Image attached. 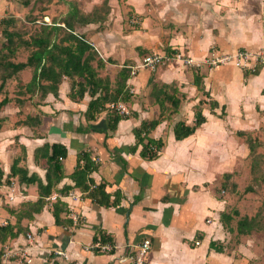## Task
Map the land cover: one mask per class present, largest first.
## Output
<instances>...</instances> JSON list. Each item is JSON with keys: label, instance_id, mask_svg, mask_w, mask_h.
Here are the masks:
<instances>
[{"label": "crops", "instance_id": "1", "mask_svg": "<svg viewBox=\"0 0 264 264\" xmlns=\"http://www.w3.org/2000/svg\"><path fill=\"white\" fill-rule=\"evenodd\" d=\"M126 2L138 15L139 28L123 32L116 43L107 30L86 33L98 25H87L83 33L106 63L103 71L110 66L130 67L126 86L132 98L124 105L137 116L121 120L115 132L106 136L109 107L87 121L84 113L91 97L86 94L80 103L72 100L67 78L57 97L53 93L42 96L38 91L24 96L23 89L0 111L4 120L0 164L5 177L14 160L21 158L29 174L45 181V166L35 161V151L57 143L67 149V156L62 160L65 177L56 189L73 187L69 194L52 195L68 207L69 214L62 217L72 225L55 226L52 204L56 200L46 198L45 208L34 220L21 222L28 227L27 234L7 241L24 258L12 259L10 264H48L53 249L66 252L72 264H131L136 246L144 240L152 244L149 264H264V240L258 238L262 232L237 230L241 218L254 217L264 204L260 188L252 181L257 168L244 141L247 136L238 135L243 132L264 144V62L256 67L258 74L247 78L244 73L252 69L211 67L203 62L214 52L234 54L238 50L260 54L264 61V0ZM7 12L5 7L3 15ZM166 50L189 56L195 64L174 61L155 72L137 68L144 55L167 54ZM196 74L203 76L201 89L194 84ZM99 76L109 78L115 87L118 75ZM154 83L175 84L181 105L150 133L149 137L165 143L159 158L150 161L141 158L142 146L129 149L136 143L134 129L141 121L161 114L159 104L149 97ZM211 101L218 103L213 110ZM200 103L206 122L190 137L177 141L175 124L193 125ZM166 108L171 105L166 103ZM81 151L89 152L98 164L91 178L96 185L105 184L110 202L117 194V206H100L74 186L70 174ZM225 174L230 175L228 179L223 178ZM10 180V185H0V206L2 193L11 192L17 205L37 201V185ZM5 208L0 222L15 224L16 218ZM223 213L232 216L225 225ZM100 232L112 240V252L87 250ZM28 234L32 239L28 240ZM212 242L215 248L210 246Z\"/></svg>", "mask_w": 264, "mask_h": 264}, {"label": "trees", "instance_id": "2", "mask_svg": "<svg viewBox=\"0 0 264 264\" xmlns=\"http://www.w3.org/2000/svg\"><path fill=\"white\" fill-rule=\"evenodd\" d=\"M18 1L23 6L29 7L32 0H8ZM104 5L108 8V0L104 1ZM78 16V10L74 9L69 18L62 22H52V24L43 23L36 35L30 39H24L21 32L13 29L12 26L17 22L12 17H2L0 19L1 33L4 41L0 45V93L6 86L7 82L16 77L21 72L32 69L31 80L25 84L24 96L34 94L37 91L45 96L47 93H53L58 96V89L64 78L70 82L71 90L69 97L75 102H82L86 94H89L91 100L87 105V111L84 113V118L89 120L96 119V115L102 111L108 110L110 104L127 103L131 101L132 94L126 86L129 75H131L130 67L123 66L118 73V80L115 87L109 78H101L99 70L106 68V63L99 57L97 51L86 39L85 35L78 34L75 31L73 18ZM82 24H91V20L85 18L80 20ZM63 24V25H61ZM137 29V28H136ZM30 50V54L26 61L15 62L14 58L21 49ZM169 56H175L174 51L166 50ZM109 63H113L111 59ZM259 68L253 71L244 73L247 78L249 74H258ZM202 75L194 76V84L198 89L202 87ZM171 86L157 83L152 85V90L149 97L152 101L159 104L161 114L153 120H142L140 125L134 129L136 143L130 147V151H136L139 146H142L140 152L141 158L145 160H155L159 158L165 143L162 139L155 140L149 137L150 133L164 121L166 116L177 112L181 105V99L177 97L178 91ZM24 101L25 99H19ZM11 99L6 95L0 100V111L8 105ZM166 103L171 105V108H166ZM210 108L213 110L218 106L217 102L211 101ZM168 109L167 114L165 111ZM138 114L130 112L129 115L120 114L114 109H109V117L107 123L106 136L114 133L118 123L121 120L128 119L130 116ZM222 115H224V107ZM169 118V117H168ZM4 120L0 118V131L3 127ZM206 122L203 115L201 103L195 110V121L193 125H187L184 122L175 124L173 131L177 141H182L193 135ZM240 136H247L250 154H254L256 147L261 146L257 138H253L243 132H239ZM67 156V149L61 145L54 143L52 145L45 144L35 151V161L42 166H45L46 174L45 181L37 174H29L28 168L21 165L22 159L14 160L10 168V173L5 177L4 170L0 164V185H10L11 178H16L21 185L31 186L37 185L38 199L35 202H24L18 208H8L9 213L16 218L15 224L7 223L0 226V244L5 245L7 241L17 238L19 235L27 234L28 227L22 225V221L34 220L35 214H40L45 208L47 201L53 193L69 194L73 187H64L60 191L57 190L58 184L64 179V168L62 160ZM62 159V160H61ZM254 163V161H253ZM255 167L256 164H254ZM98 169V164L90 158L89 152L81 151L77 155V164L75 170L70 174V178L75 182L74 186L86 193L92 202L100 206L110 207L117 206L119 200L117 194L113 202H110V196L106 193L105 184L96 185L91 174ZM229 174L223 176L224 179L229 178ZM224 187L228 188L226 182ZM69 214L68 207L57 199L52 204V214L55 219L56 227L68 228L72 225L70 219L62 217V214ZM221 220L224 225L232 220L230 213H223ZM264 221V204L262 208L252 218L243 217L238 221L237 230L239 233H251L254 229L258 230L260 224ZM112 243V240L104 233L95 234L93 243ZM212 248H215V243H211ZM3 247V246H2ZM0 248V263L3 248ZM65 248V247H64ZM95 254H101L97 248L92 250ZM55 250H52L48 264H66L58 257L54 256ZM33 264V263H32Z\"/></svg>", "mask_w": 264, "mask_h": 264}, {"label": "rangeland", "instance_id": "3", "mask_svg": "<svg viewBox=\"0 0 264 264\" xmlns=\"http://www.w3.org/2000/svg\"><path fill=\"white\" fill-rule=\"evenodd\" d=\"M104 1L105 0H32L31 5L29 7H25L18 1L6 2V0H0V17L5 16L15 19L17 22L12 26V28L20 31L24 39H30L32 36L36 35L43 23L52 24V22H62L64 19L69 18L74 9L78 10V16L73 18L72 22L75 26V31L78 34L85 35V33H83V28L86 27V24H82L80 21L83 18L91 20V25H98L97 28L94 27L91 30L86 31V33H96L98 31L105 33L107 30L109 38L111 37V39L114 40V43L118 41V38H121L123 32L124 34H127L129 29L133 27L139 28L140 25L138 15L133 14L134 12L132 10V6L128 5L126 2L128 0H108V8L104 5ZM5 7H7L8 12L3 15ZM3 41L4 38L0 27V45ZM29 54L30 50L23 48L18 52L14 61H26ZM145 56L147 55H144V57ZM116 67L118 66H110L108 71L99 70V74L118 75L121 68ZM32 71V69H27L18 74L12 80L8 81L7 85L3 88V91L0 93V100H2L5 95L10 97L11 101L17 99V93H21L24 89L22 85L30 79ZM21 75H28V77L24 78ZM158 84L162 86L161 83ZM169 86H171L169 89L172 90V88L176 85L171 84ZM244 141H246L245 138ZM262 150L264 151V144L256 147L254 154H250V159H253L252 161H254V164L257 166V170H255L253 174L252 181L258 186V188H260L261 197L264 199V152ZM242 186L244 185L242 184ZM220 189L225 188L221 187ZM220 189H218V192L221 191ZM10 193H2V205L0 206L1 215L5 213V207H7V209L10 207L13 209L14 207H19V204L17 205V202L15 203L14 200L10 201L12 197V194ZM11 203L13 204L12 206H10ZM0 224H7V221L0 222ZM260 231L262 233L258 238L263 241L264 223L259 225L257 232ZM2 246L0 244V248L2 247L3 250L6 248L12 250L16 249L13 244L8 242ZM12 259L21 261L24 258L22 254H19L14 256Z\"/></svg>", "mask_w": 264, "mask_h": 264}, {"label": "built area", "instance_id": "4", "mask_svg": "<svg viewBox=\"0 0 264 264\" xmlns=\"http://www.w3.org/2000/svg\"><path fill=\"white\" fill-rule=\"evenodd\" d=\"M174 61L181 62L183 65H194L195 61L189 56H184L181 54H176L175 56H169L168 54H150L143 58L141 65L137 68L148 69L151 72H155L162 66H166L168 64L173 63ZM253 63L252 65V62ZM204 64H207L211 67H217L221 65H232L241 69H256L259 63H263L264 61L261 58L260 54H256L254 52H250L248 50H238L234 54H220L217 52L212 53L210 56L204 59ZM109 109H114L120 114L129 115L130 111L124 105V103H116L110 104ZM62 160V159H61ZM56 196H52L49 200H56ZM10 201H13V197H11ZM27 238L30 240L32 236L30 234L27 235ZM97 248L101 251V253H110L113 251L114 246L111 243H101L98 241L97 243H92L87 250ZM152 248V244L150 240H144L140 244L136 246V251L131 257V264H149L147 256ZM16 255H19V252L6 248L3 250L1 256L0 264H10L12 258ZM55 257L59 258L64 263L72 264L66 252L58 250L55 252ZM30 263V260H28Z\"/></svg>", "mask_w": 264, "mask_h": 264}]
</instances>
